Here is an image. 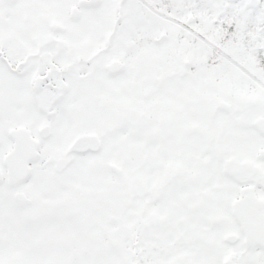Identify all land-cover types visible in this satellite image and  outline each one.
I'll use <instances>...</instances> for the list:
<instances>
[{
  "label": "snow or ice",
  "instance_id": "1",
  "mask_svg": "<svg viewBox=\"0 0 264 264\" xmlns=\"http://www.w3.org/2000/svg\"><path fill=\"white\" fill-rule=\"evenodd\" d=\"M0 264H264V0H0Z\"/></svg>",
  "mask_w": 264,
  "mask_h": 264
}]
</instances>
